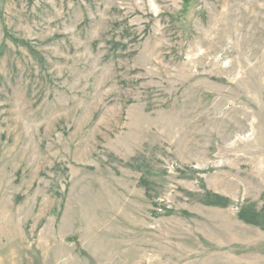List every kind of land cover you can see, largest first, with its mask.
<instances>
[{
  "label": "rangeland",
  "instance_id": "rangeland-1",
  "mask_svg": "<svg viewBox=\"0 0 264 264\" xmlns=\"http://www.w3.org/2000/svg\"><path fill=\"white\" fill-rule=\"evenodd\" d=\"M0 264H264V0H0Z\"/></svg>",
  "mask_w": 264,
  "mask_h": 264
}]
</instances>
